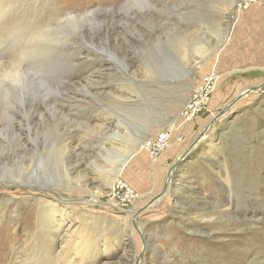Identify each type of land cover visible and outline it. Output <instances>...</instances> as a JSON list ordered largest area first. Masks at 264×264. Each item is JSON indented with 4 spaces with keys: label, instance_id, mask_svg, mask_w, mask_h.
<instances>
[{
    "label": "rangeland",
    "instance_id": "1",
    "mask_svg": "<svg viewBox=\"0 0 264 264\" xmlns=\"http://www.w3.org/2000/svg\"><path fill=\"white\" fill-rule=\"evenodd\" d=\"M242 4L20 8L0 44V264L33 263L42 243L62 264L82 225L107 236L75 264H264V4L236 18ZM29 29L39 38L16 58ZM56 201L75 211L39 243Z\"/></svg>",
    "mask_w": 264,
    "mask_h": 264
},
{
    "label": "bare ground",
    "instance_id": "2",
    "mask_svg": "<svg viewBox=\"0 0 264 264\" xmlns=\"http://www.w3.org/2000/svg\"><path fill=\"white\" fill-rule=\"evenodd\" d=\"M27 1L26 0H0V44L2 43V41H4V37H8L12 23L17 22L20 8L24 7L25 4L27 3ZM243 1L244 0H241V3H243ZM39 35H40V33L38 30L35 31V30L29 29V30L25 31L24 34L20 38H18V40L16 39V41L12 44V48L14 49V54L17 55V56L15 55V57L17 58L18 56L23 54L26 48H28L32 44H34L37 41V39L39 38ZM20 59H21V57H20ZM2 72H3V69L0 68V74ZM238 97H236V98H238ZM187 105L184 106L183 110L186 111L188 109ZM203 134H205L204 129H203ZM167 135L168 134H166V137H167ZM203 137H204V135H201L199 137V140H201V138H203ZM156 140H157V137L150 139L149 142H146L145 144L143 143L141 148L148 149L147 148L148 146L150 148H153L154 144L156 143ZM165 144H163V146ZM183 158H184V153L181 154L176 159V161L170 167V170L168 171V173L166 172L167 174L165 175L163 182H162V185L165 184L164 185V192H163V193H165V195L173 189L171 185L175 184V183L172 182V179L175 176L176 169L179 166V164L181 163ZM175 180H176L175 182H177L179 179L176 178ZM121 184H123V183L118 184V186H120ZM54 190L49 189L47 191L56 195V192ZM44 204H45V202H44ZM59 206H60V208H58ZM69 209H71V210H69ZM73 211H75V209L73 207L69 208V204L61 206V205H58V201L48 202L45 206H43V208H41V212L39 213V216H38L40 230H41V232H39L37 235V237H38L37 239H39V243H40V239L45 235V233H47V235H49V236H53L54 240H56L58 237L57 234L62 230V227H63L64 223L66 222L65 218H63V219L60 218L61 221L60 220L58 221L57 214L62 212L61 214H63L62 216L64 217V216L69 215L71 213L73 214ZM92 219H93V217H92ZM44 223H45V225H44ZM119 230H121L122 231L121 233H124L125 235L128 233L127 228L123 227L122 225H120ZM96 234L99 237H106L107 236L106 231H100L99 230ZM131 234H132V232H131ZM98 236L94 235L93 232L90 233V231L88 229H84V225H82L76 231H74V233H72V235H70V240L66 244V247L69 248V253L65 252L64 254H62V256H60L61 258H58V260L62 264H75L73 262L74 260L73 261L70 260L72 255L74 254V255L78 256V258H79V257H81V255L86 254L88 251H91L92 249H96L98 241L96 240L95 237H98ZM44 249H45L44 243H42L39 246V254L36 256L37 257L36 261L31 263V264H44L46 261H48V262L50 261L51 264H53L52 260L49 259L47 256V250H44Z\"/></svg>",
    "mask_w": 264,
    "mask_h": 264
},
{
    "label": "built area",
    "instance_id": "3",
    "mask_svg": "<svg viewBox=\"0 0 264 264\" xmlns=\"http://www.w3.org/2000/svg\"><path fill=\"white\" fill-rule=\"evenodd\" d=\"M255 4H264V0H244L243 4L241 6V8H239L238 10H236V18L244 11L248 10L249 8H251L253 5ZM159 142V143H158ZM158 142L156 140V143L154 144V146H156L157 148H161L163 147V144H165L167 142V137L166 134L160 135ZM154 148V147H153ZM157 151V150H156Z\"/></svg>",
    "mask_w": 264,
    "mask_h": 264
},
{
    "label": "crops",
    "instance_id": "4",
    "mask_svg": "<svg viewBox=\"0 0 264 264\" xmlns=\"http://www.w3.org/2000/svg\"><path fill=\"white\" fill-rule=\"evenodd\" d=\"M247 11V10H246Z\"/></svg>",
    "mask_w": 264,
    "mask_h": 264
}]
</instances>
